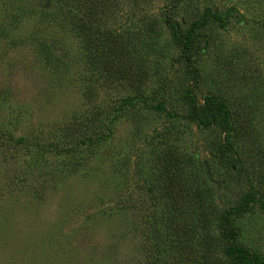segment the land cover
<instances>
[{
  "label": "rangeland",
  "instance_id": "1",
  "mask_svg": "<svg viewBox=\"0 0 264 264\" xmlns=\"http://www.w3.org/2000/svg\"><path fill=\"white\" fill-rule=\"evenodd\" d=\"M42 2L0 0V129L28 143L0 137V264H227L226 211L231 244L264 260V0H107L92 24L127 52L116 79L92 66L98 49L73 27L75 1ZM163 16L190 43L194 79ZM185 87L195 104L219 97L231 128L214 108L207 126L189 121ZM223 136L233 165L216 157ZM168 156L178 197L158 174Z\"/></svg>",
  "mask_w": 264,
  "mask_h": 264
},
{
  "label": "trees",
  "instance_id": "2",
  "mask_svg": "<svg viewBox=\"0 0 264 264\" xmlns=\"http://www.w3.org/2000/svg\"><path fill=\"white\" fill-rule=\"evenodd\" d=\"M40 1V0H39ZM75 1L76 14L71 21L73 23L74 29L77 31V34L80 37L81 43L83 47L86 48L90 46L91 48H97L99 53V58L95 59V63H92V66L96 69V71L101 74L102 77L106 79H116L127 77L128 74V65L129 60L127 56V52L123 51V47L120 46V42L117 38L110 32V30L104 29L103 27L98 28V25H93V12L95 9H103L107 4V0H70ZM178 1V0H175ZM47 5V0H43L40 5V8H44ZM163 20L168 23V27L170 30V34L173 40L179 45L180 49V58L183 60L184 65L191 72L192 79L196 77V71L193 66L190 65L187 50L190 46V43L187 40V37L180 36L176 30L175 23L167 20L166 16H163ZM42 39V38H41ZM38 47L42 54L44 55V59L48 62L51 60H59V49L58 45H54L53 43L47 44L42 42H38ZM49 56V58H48ZM45 60V61H46ZM50 60V61H49ZM55 66V65H54ZM55 73V72H54ZM55 76V74H54ZM136 85V84H134ZM182 98L184 102L187 104V112L185 117L197 124L199 126L205 127L212 121V112L211 108H214L217 112V117L219 121L223 125V131L227 132L231 128V124L227 122V111L224 107L222 100L217 96H203L200 104H195V100L193 95L189 92L188 87H185L182 90ZM125 103V102H124ZM160 106V104H158ZM0 137L4 142H11L12 145L23 144V146L28 145L23 136H12L7 130L0 129ZM101 137H95L92 139L87 138L86 136L77 140L80 144H95L98 139ZM35 147L36 144L30 143ZM40 151L42 147H39ZM63 151H69L64 149ZM54 152L57 150L54 148ZM216 157L228 163L229 165H233L234 162H237L238 159L234 156L231 145L229 141H227L226 137L223 136V142L219 152L216 154ZM158 174L162 179V184L164 189H166L167 193L170 196H179V191L181 189V180L179 178L178 173L175 168V160L173 158L165 157L159 163ZM206 179V178H205ZM197 206L202 213V222L206 221V218L203 216L204 210L202 208L203 205V194L200 191L195 193ZM244 196L243 198H245ZM246 199V198H245ZM239 206H235L232 208L234 212H238L242 209H245L247 206L246 200ZM218 232L219 236L224 239V244L222 246V253L224 257L227 259V264H264V260L258 259L254 254H252L247 248L239 244H231L230 239L234 237L235 230L228 224L227 211L221 213L219 216L218 222ZM174 229L176 225L173 224ZM176 232V230H174ZM175 237V236H174ZM175 241H178L177 238H174ZM207 260H204V263H207Z\"/></svg>",
  "mask_w": 264,
  "mask_h": 264
},
{
  "label": "water",
  "instance_id": "3",
  "mask_svg": "<svg viewBox=\"0 0 264 264\" xmlns=\"http://www.w3.org/2000/svg\"><path fill=\"white\" fill-rule=\"evenodd\" d=\"M201 165H202V171H203V174H204V177L206 178V180L212 181V179L210 177V173H209V171L207 169V166H206L205 162L202 161Z\"/></svg>",
  "mask_w": 264,
  "mask_h": 264
}]
</instances>
